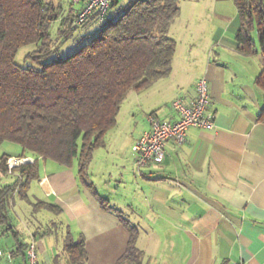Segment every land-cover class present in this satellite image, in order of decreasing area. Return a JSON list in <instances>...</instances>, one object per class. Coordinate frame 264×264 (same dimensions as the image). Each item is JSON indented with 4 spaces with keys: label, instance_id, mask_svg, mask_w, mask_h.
Wrapping results in <instances>:
<instances>
[{
    "label": "crops",
    "instance_id": "0c3cea01",
    "mask_svg": "<svg viewBox=\"0 0 264 264\" xmlns=\"http://www.w3.org/2000/svg\"><path fill=\"white\" fill-rule=\"evenodd\" d=\"M240 23L233 0H181L180 15L169 31L177 41L171 74L128 93L104 147L114 148L116 169L101 184L94 154L90 179L138 226L143 264H264V91L257 82L263 58L241 52L236 38ZM201 78L208 82V113L215 127H190L184 143L167 141L162 163L136 169L132 146L149 129V116L177 119L173 101H193ZM29 196L62 208L61 214L52 212L60 220L51 221L63 223L58 235L23 240L35 239L41 264H55L64 252L67 228L75 239L83 235L87 264H117L125 253L128 229L116 210L102 209L79 182L76 168L42 161L41 178ZM130 215H138L137 223ZM36 229L29 228L27 237ZM48 236L62 238V251ZM4 237L0 264H26L15 253V238L10 233Z\"/></svg>",
    "mask_w": 264,
    "mask_h": 264
},
{
    "label": "trees",
    "instance_id": "16d2710c",
    "mask_svg": "<svg viewBox=\"0 0 264 264\" xmlns=\"http://www.w3.org/2000/svg\"><path fill=\"white\" fill-rule=\"evenodd\" d=\"M62 2L0 0V145L13 142L22 148L19 155L0 156V225L5 234L15 238V253L19 252L27 264L28 244L14 230L12 208L18 195L37 209L62 213L59 205L33 201L29 196L31 185L41 178V162L50 160L58 167L76 168L79 182L102 209L116 210L130 233L127 249L117 264H143L145 253L137 245L138 226L99 193L90 179L89 167L95 151L106 146V134L116 126L128 93L147 89L171 74L177 41L169 31L180 15L181 0H128L121 6L120 0H111V15L107 13L101 24L96 12L76 24L81 10L75 8L78 3L71 0L65 12ZM233 2L241 22L236 35L241 52L262 55L263 70L257 82L264 91V0ZM59 18L63 26L69 22V30L59 28L64 36L72 35L78 25L94 23L97 29L93 35L86 34L90 38L80 49L63 56L50 34L51 25ZM29 44L37 46L28 54L35 64L21 66L16 56ZM260 120L264 122V112ZM11 157L33 158L34 162L10 172L7 162ZM3 174L14 180L3 182ZM62 224L53 221L42 232L41 228L33 231L29 238L41 233L58 235ZM63 250L69 264H87L83 235L75 239L67 228Z\"/></svg>",
    "mask_w": 264,
    "mask_h": 264
},
{
    "label": "built area",
    "instance_id": "2783aa9c",
    "mask_svg": "<svg viewBox=\"0 0 264 264\" xmlns=\"http://www.w3.org/2000/svg\"><path fill=\"white\" fill-rule=\"evenodd\" d=\"M73 3H82V8L77 16L76 24L84 23L94 12L98 14V23L104 22L111 0H72ZM210 105L209 86L205 78L199 79L196 84V98L186 104L182 98L173 101L172 107L177 113V119L167 120L150 115L148 120L150 128L145 131L133 144L134 166L136 169L151 162L162 163L165 160V146L168 140L178 144L186 141L187 131L190 127L212 129L215 127L214 117L208 113ZM34 162L33 158L11 157L7 166L10 172L23 163ZM5 254L0 249V257ZM27 264H41L38 249L34 239L28 243L26 250Z\"/></svg>",
    "mask_w": 264,
    "mask_h": 264
},
{
    "label": "rangeland",
    "instance_id": "374dc122",
    "mask_svg": "<svg viewBox=\"0 0 264 264\" xmlns=\"http://www.w3.org/2000/svg\"><path fill=\"white\" fill-rule=\"evenodd\" d=\"M59 1L60 0H54L56 5H59ZM127 1L128 0H120V3L118 6L125 4ZM62 4H63L64 11L68 12L66 10L70 8L71 0H63ZM110 15H111V11L108 12V16ZM61 21H62L61 18H59L57 21L53 22L50 28V34H51L53 43L56 46L60 47V54L63 56L73 53L77 51L78 49H80L86 42H88V39L90 38V36H87L86 34L93 35L95 34V30L97 29V26L94 23H90L86 25H78L77 28L74 29L72 35L64 36V34L59 32V28H63L64 30L65 29L69 30V26H68L69 22H66L63 26ZM254 36L256 38V33H254ZM36 48L37 46L35 44H29V45L22 47L16 56V62L21 66L34 65L35 61L28 58V54L33 52ZM259 56L262 58L261 55ZM132 91H136V90H132ZM110 132H108L107 134L111 135ZM115 133L116 132H113V136L115 135ZM118 135L120 136L121 134H118ZM104 147L97 149L95 152L96 153L95 168L97 172V178H99L97 179L99 180V184H101L102 181H104L103 180L104 175H107L109 174V172L116 169V167H114L113 165L116 163L117 158L115 157L113 150H111L114 148H110L111 146L108 148H104ZM21 151H22V148L17 143L4 142L3 144L0 145V156L2 154H9V155L16 156V155H19ZM46 162L51 163L52 161L47 160ZM77 164L78 162L76 161L74 165L77 167ZM103 171L107 173L103 174ZM2 179H3V182H12L14 180V177L11 175L3 174ZM121 209L126 213L129 212L124 207ZM11 216L14 219V230L20 232V238L22 240L24 239L30 240V238L27 237L29 228L32 230L35 229L36 227L42 229L47 224L52 223L51 220L54 217L52 212L45 210V209H41V210L37 209L35 205L29 203L27 200H22L21 197H18V195L15 197V205L12 208ZM59 218L60 217H57L56 219L60 220ZM130 219L132 222L137 223V221L139 220V217L138 215L137 216L130 215ZM4 233H5L4 227L0 225V246H3V242L5 240ZM47 240L55 243L56 248L62 251L61 250V246H62L61 237L54 238V236L53 237L48 236ZM141 247H142V244H141ZM57 263L58 264H69L66 253H64L63 251L60 252L59 258L57 259L55 264Z\"/></svg>",
    "mask_w": 264,
    "mask_h": 264
}]
</instances>
